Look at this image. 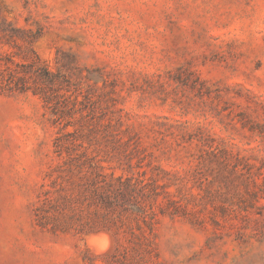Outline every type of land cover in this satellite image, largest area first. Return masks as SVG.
<instances>
[{
	"label": "rangeland",
	"instance_id": "1",
	"mask_svg": "<svg viewBox=\"0 0 264 264\" xmlns=\"http://www.w3.org/2000/svg\"><path fill=\"white\" fill-rule=\"evenodd\" d=\"M28 38L0 264H264V0H0V63Z\"/></svg>",
	"mask_w": 264,
	"mask_h": 264
},
{
	"label": "trees",
	"instance_id": "2",
	"mask_svg": "<svg viewBox=\"0 0 264 264\" xmlns=\"http://www.w3.org/2000/svg\"><path fill=\"white\" fill-rule=\"evenodd\" d=\"M28 39L29 40H26L28 43V48L26 49V52L27 54L31 53V57L27 56V58L25 59H29V61L20 65L18 70H14V71H12L8 66H6V64L3 65L0 63V77H2L3 72H8L7 73L8 77L5 79V81H8L9 82L8 84H10L12 83L11 79L13 75H15L14 76L15 82L12 88H14L18 92H25L27 90H30V88H28L25 84V80H26L25 76L28 74L33 76L34 79L39 80L42 84L45 85L47 89L56 87L59 84L58 77L54 75L53 73L49 72L45 68V66L41 65V61L39 57L36 55V53L31 48V43L33 41L32 40L33 38L32 39L28 38ZM32 92L34 94H37V92L34 90H32ZM38 93L40 94L42 93V95L44 93L46 95L47 92L46 90L45 91L40 90Z\"/></svg>",
	"mask_w": 264,
	"mask_h": 264
}]
</instances>
